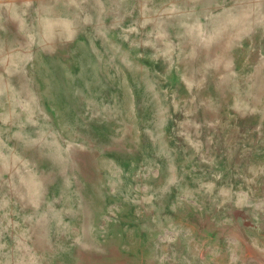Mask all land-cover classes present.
<instances>
[{"label": "rangeland", "instance_id": "obj_1", "mask_svg": "<svg viewBox=\"0 0 264 264\" xmlns=\"http://www.w3.org/2000/svg\"><path fill=\"white\" fill-rule=\"evenodd\" d=\"M0 264H264V0H0Z\"/></svg>", "mask_w": 264, "mask_h": 264}]
</instances>
